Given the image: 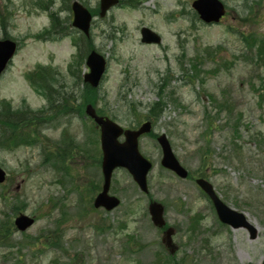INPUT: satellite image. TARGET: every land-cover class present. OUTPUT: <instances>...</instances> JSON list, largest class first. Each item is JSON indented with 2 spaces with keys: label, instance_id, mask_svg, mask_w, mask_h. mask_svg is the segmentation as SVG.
Returning a JSON list of instances; mask_svg holds the SVG:
<instances>
[{
  "label": "rangeland",
  "instance_id": "rangeland-1",
  "mask_svg": "<svg viewBox=\"0 0 264 264\" xmlns=\"http://www.w3.org/2000/svg\"><path fill=\"white\" fill-rule=\"evenodd\" d=\"M52 1L44 9L36 0H0V38L9 35L22 42L0 79V103L6 99L15 108L46 106L47 99L36 94L26 77L37 64L67 73L81 50L82 75L89 71L86 59L91 45L73 43L83 36L71 25L74 0ZM78 1L99 7V0ZM192 1L138 0L136 5L123 1L105 18L97 16L91 41L108 57L109 68L95 106L117 123L133 127L137 124L133 107L142 114V122L149 105L162 94L167 106L155 131L168 136L175 154L195 177L204 174L229 206L248 216L256 226V237L251 238L247 228L223 225L194 180L180 178L161 165V147L150 135L140 141L141 151L154 163L149 194L141 192L127 170L118 169L111 193L122 199L121 205L111 212H94L89 201L95 196L94 186L102 183L100 132L75 112L48 121L43 129L45 141L57 142L67 133L87 149H79L68 160V177L51 160L44 163L38 145L20 141L0 152V165L9 174L0 193L5 191L10 198L0 197V218L7 214L14 220L24 212L37 219L25 234L14 233L16 241L37 237L57 222L63 229L62 247H43L45 241L32 246L0 245V264H159L157 255L168 264L183 260V264L263 263L264 45L258 41L264 38V1L250 8L246 3L252 0H223L228 16L214 25L195 18ZM182 9L187 13L180 14ZM51 12L59 15L67 35L33 37L51 25ZM143 26L161 33L162 43H142ZM250 35L257 38L255 44L244 40ZM66 78L65 90L71 93L80 86L77 95H81L82 83L76 85L69 74ZM209 94L220 102L226 99L228 106L217 113ZM207 106L219 115L213 129L207 126ZM207 142L211 153L204 161L199 150ZM150 198L165 206V219L176 230L175 254L163 244V230L152 223ZM16 201L21 206L17 214L11 209Z\"/></svg>",
  "mask_w": 264,
  "mask_h": 264
},
{
  "label": "water",
  "instance_id": "water-1",
  "mask_svg": "<svg viewBox=\"0 0 264 264\" xmlns=\"http://www.w3.org/2000/svg\"><path fill=\"white\" fill-rule=\"evenodd\" d=\"M117 2L118 0H102L101 15L104 16L107 9ZM193 7L197 9L201 18L209 23L218 22L225 14L224 4L220 0H196L193 3ZM73 10L75 13L73 25L89 34L92 20L91 13L77 1L73 4ZM142 34L144 42L159 43L161 41L160 36L149 28H144ZM16 49L17 44L12 40H0V75L11 61ZM87 64L91 68V72L86 74L85 80L92 86L97 87L105 72L106 60L102 55L94 51L88 57ZM87 114L100 127L103 151L102 173L104 181L101 192L94 200V206L96 208L104 207L107 211H111L120 205V200L110 194L112 176L117 168L128 169L141 190L148 192V174L152 168V163L141 154L139 139L142 135L152 131V123L146 122L139 129H124L109 117L98 115L92 105L87 106ZM158 140L163 148V165L175 171L181 177H187L188 172L175 157L166 135L160 136ZM5 180L6 172L0 166V183ZM197 183L209 195L219 219L223 223L230 224L233 228L247 227L251 231L252 237L256 236V230L247 221L245 215L224 204L216 194L212 184L205 179H198ZM149 210L154 224L158 227H164L166 223L164 220V206L159 203H152ZM34 222L35 219L26 214H20L15 219V225L21 232L30 228ZM173 233L174 230L169 228L164 235V242L171 247L172 252L175 250L172 244Z\"/></svg>",
  "mask_w": 264,
  "mask_h": 264
},
{
  "label": "trees",
  "instance_id": "trees-1",
  "mask_svg": "<svg viewBox=\"0 0 264 264\" xmlns=\"http://www.w3.org/2000/svg\"><path fill=\"white\" fill-rule=\"evenodd\" d=\"M65 3L70 0H63ZM51 0H36L35 4L38 5V7L48 9V7L52 5ZM51 21H52V28L54 30L57 29V33H61L63 35H67V28L62 27L61 19L58 17L56 12L51 13ZM67 22V21H66ZM66 24V23H65ZM48 31H44L42 33H39L38 37H47L51 35V29ZM59 28V29H58ZM61 36V37H62ZM75 45H79L80 42H87L88 45H92L91 39H85L83 37H78V40L74 38L73 40ZM81 59V58H80ZM79 59V60H80ZM74 64V63H73ZM70 64L69 71L73 78H75V84L77 85L80 81V73L74 72L75 64ZM198 70L196 69L195 72ZM27 77L32 82L34 88L38 90L39 92L47 95L48 97V108H44L42 112H31L29 113L30 116H24L22 115V111H11V109L7 106L6 109H3L2 118L7 119L10 121L8 127V132L5 137L4 143L1 145H8L10 143V137L13 136V141H23L28 144H36L40 141V130L39 128L44 123L42 120L44 119H50L54 116H72L75 112H79L80 117H82V114H84L85 111V105L88 103H92L93 105L96 104L98 101V91L95 88L90 87L89 85L85 84L83 88V93H80L77 95V91H80V86L78 89H76L74 92L69 93L66 90H60L55 88V82L52 80L55 78L54 73L51 69V71L42 69L41 66H37L31 73L27 74ZM264 87V86H263ZM53 94H58L57 96H53ZM73 94V95H71ZM71 95V96H70ZM160 101H157L154 103L148 113L149 117H153L157 119L159 117L165 107L166 102L164 101V97L162 94H160ZM262 98H264V94L261 95ZM213 100V99H212ZM214 101V100H213ZM215 102V101H214ZM219 107L222 109L223 106L221 104H218ZM100 113L104 114V109H99ZM133 116L136 118V120H141L142 114L136 110L135 107L132 109ZM211 112L208 110L205 111V114H207V117L210 118ZM21 115V116H20ZM29 117H31L29 119ZM213 120V119H212ZM212 120L208 119V125L210 128L214 127L215 122L212 123ZM36 121V122H35ZM66 136L60 143H56V146L58 148V154L49 155L50 158H54V165L57 168L64 169L69 168L68 159L71 158L72 154L79 150L83 149L80 147L79 144H75L73 139L66 140ZM65 140V141H64ZM77 149V150H76ZM68 173V171H67ZM99 185H95L93 188V191L98 189ZM0 197L4 200L7 199V201H10L9 196L6 197L5 191H1ZM11 209L13 213L17 214L21 210L20 204L16 201L12 204ZM16 232V229L13 225V219L11 215H5L4 217L0 218V245L2 246H15L18 244H21V246L27 245L32 246L36 245L39 241L41 244L45 241L47 245L43 244V247H62L63 246V238H62V223L57 222L56 226L52 229H48L46 232L41 233L37 237H27L25 240H22L21 243L17 242L13 235ZM184 262V261H183ZM161 264H168L166 261ZM175 264H180L179 262H176Z\"/></svg>",
  "mask_w": 264,
  "mask_h": 264
},
{
  "label": "bare ground",
  "instance_id": "bare-ground-1",
  "mask_svg": "<svg viewBox=\"0 0 264 264\" xmlns=\"http://www.w3.org/2000/svg\"><path fill=\"white\" fill-rule=\"evenodd\" d=\"M193 224H194V218H193Z\"/></svg>",
  "mask_w": 264,
  "mask_h": 264
}]
</instances>
